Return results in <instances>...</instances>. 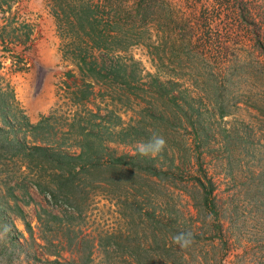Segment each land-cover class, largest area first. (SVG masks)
Segmentation results:
<instances>
[{"label": "rangeland", "instance_id": "rangeland-1", "mask_svg": "<svg viewBox=\"0 0 264 264\" xmlns=\"http://www.w3.org/2000/svg\"><path fill=\"white\" fill-rule=\"evenodd\" d=\"M156 2L147 23L134 16L116 27L119 38L107 44L119 54L116 80L103 84L86 111L69 94L68 73L80 78V72L62 54L52 3L20 0L37 26V46L25 71H11V59L0 58V76L12 80L32 122L56 115L51 140L71 151L76 141L90 142L102 160L128 163L77 173L75 213L67 218L74 232H45L44 210L64 216L72 208L54 203L24 176L9 180L2 171L0 264H54L60 236L72 242L85 235L91 241H80L81 254L92 248L93 260L78 264H264V0ZM69 123L76 134L65 140ZM153 132L166 139L165 150L139 155L137 143ZM150 166L163 171L160 177ZM209 180L223 231L205 204L202 183L209 189ZM16 183L30 194L15 190L31 231L9 206L8 186ZM187 231L194 242L181 249L172 237Z\"/></svg>", "mask_w": 264, "mask_h": 264}, {"label": "trees", "instance_id": "trees-1", "mask_svg": "<svg viewBox=\"0 0 264 264\" xmlns=\"http://www.w3.org/2000/svg\"><path fill=\"white\" fill-rule=\"evenodd\" d=\"M156 1L162 0H49L52 3V13L58 31L62 36V54L64 57L68 56L80 72V78L75 73H68L74 78L72 85L67 84V87L71 88L69 94L72 102L90 111L89 105L93 96L101 91L103 84L107 80H116L118 70L115 64L118 63L115 60L119 54L116 53L115 56L114 53L108 52L107 44L119 38L120 31L116 27L123 24L121 22L127 20V17L136 16L139 21L147 23L151 13H155L152 6L157 3ZM221 2L230 0H220L218 3ZM36 33L37 26L26 17L20 7V0H0V58L11 59V71H25L30 67L31 55L37 46ZM3 67L0 59V69ZM90 113L97 115L96 112ZM55 117L56 115L51 113L43 116L37 123L32 122L17 99L12 80L0 76V165L5 167V170H0V174L4 175L5 172L9 180L19 175L24 176L32 186L50 197L54 203L69 205L72 209H67L64 216L44 210L49 218L43 219L40 215L39 219L42 221V227L44 225L45 232L53 228L74 232L71 221L67 218H72L75 213L71 197L75 195L77 173L81 170H96L105 164L128 162L113 156L109 162L102 160L100 151L92 152L90 142L84 144L76 141L72 144L77 147L76 151H71L70 144L51 140L49 135L54 133L52 124ZM86 120L88 123L92 122L91 118ZM93 123L97 125L98 121L94 120ZM71 126L73 127V123H69L67 128H62L61 135L65 136V140L76 134ZM77 134L81 139L87 136L82 132ZM147 170L156 177L163 173L157 166H150ZM209 182V189L202 183L205 204L211 211H215L217 225L219 230L223 231V222L215 209L217 205L213 196V181ZM8 187L13 197V204L9 203L11 211L21 217L31 231V225L26 220L23 206L15 190L20 189L30 197L29 191L21 183L9 184ZM9 235L13 238L18 236V229L14 223ZM85 237L91 241L90 235ZM85 237L77 236L75 241L72 239V242H69L71 237L60 236L58 240L60 247L57 252L51 254L55 255L56 259L49 261L54 264L92 262V248L87 254L84 252L81 254L82 246L79 243L83 242ZM67 252L77 255L68 259L64 257Z\"/></svg>", "mask_w": 264, "mask_h": 264}, {"label": "clouds", "instance_id": "clouds-1", "mask_svg": "<svg viewBox=\"0 0 264 264\" xmlns=\"http://www.w3.org/2000/svg\"><path fill=\"white\" fill-rule=\"evenodd\" d=\"M166 145L167 141L163 135L153 132L148 141L137 143L136 152L141 156L155 157L165 150ZM205 219L207 222L211 223L214 217L209 214ZM172 240L173 243L181 249H187L194 242V234L191 231L179 232L172 237Z\"/></svg>", "mask_w": 264, "mask_h": 264}]
</instances>
